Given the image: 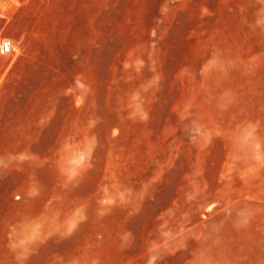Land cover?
<instances>
[{
	"label": "rangeland",
	"instance_id": "1",
	"mask_svg": "<svg viewBox=\"0 0 264 264\" xmlns=\"http://www.w3.org/2000/svg\"><path fill=\"white\" fill-rule=\"evenodd\" d=\"M19 1L58 74L0 264H264V0Z\"/></svg>",
	"mask_w": 264,
	"mask_h": 264
},
{
	"label": "crops",
	"instance_id": "2",
	"mask_svg": "<svg viewBox=\"0 0 264 264\" xmlns=\"http://www.w3.org/2000/svg\"><path fill=\"white\" fill-rule=\"evenodd\" d=\"M34 15L19 0H0V42L9 40L15 47L12 53L0 54V166L10 154V145L29 144L35 149L41 144L44 90L45 110H52L57 58L44 57L37 50L43 44L37 39L33 18L29 24L28 17Z\"/></svg>",
	"mask_w": 264,
	"mask_h": 264
},
{
	"label": "built area",
	"instance_id": "3",
	"mask_svg": "<svg viewBox=\"0 0 264 264\" xmlns=\"http://www.w3.org/2000/svg\"><path fill=\"white\" fill-rule=\"evenodd\" d=\"M15 50V47L9 40H2L0 42V54L6 55L12 53Z\"/></svg>",
	"mask_w": 264,
	"mask_h": 264
}]
</instances>
